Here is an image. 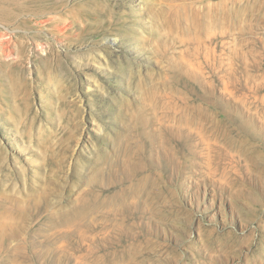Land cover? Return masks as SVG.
Wrapping results in <instances>:
<instances>
[{"label":"rangeland","instance_id":"rangeland-1","mask_svg":"<svg viewBox=\"0 0 264 264\" xmlns=\"http://www.w3.org/2000/svg\"><path fill=\"white\" fill-rule=\"evenodd\" d=\"M0 264H264V0H0Z\"/></svg>","mask_w":264,"mask_h":264}]
</instances>
